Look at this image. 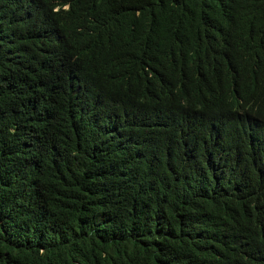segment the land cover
<instances>
[{"label": "trees", "instance_id": "16d2710c", "mask_svg": "<svg viewBox=\"0 0 264 264\" xmlns=\"http://www.w3.org/2000/svg\"><path fill=\"white\" fill-rule=\"evenodd\" d=\"M0 264H264V0H0Z\"/></svg>", "mask_w": 264, "mask_h": 264}]
</instances>
